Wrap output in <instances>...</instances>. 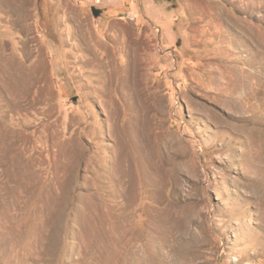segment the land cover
I'll use <instances>...</instances> for the list:
<instances>
[{
    "label": "rangeland",
    "instance_id": "374dc122",
    "mask_svg": "<svg viewBox=\"0 0 264 264\" xmlns=\"http://www.w3.org/2000/svg\"><path fill=\"white\" fill-rule=\"evenodd\" d=\"M13 4L0 264H264V0Z\"/></svg>",
    "mask_w": 264,
    "mask_h": 264
},
{
    "label": "bare ground",
    "instance_id": "6f19581e",
    "mask_svg": "<svg viewBox=\"0 0 264 264\" xmlns=\"http://www.w3.org/2000/svg\"><path fill=\"white\" fill-rule=\"evenodd\" d=\"M9 2L11 3V4H13L14 3V0H9ZM14 5V4H13ZM19 12H20V16L21 17H23V14H25V8H24V6H21L20 8H19ZM22 22V21H21ZM22 23H24V22H22ZM21 24V23H20Z\"/></svg>",
    "mask_w": 264,
    "mask_h": 264
},
{
    "label": "water",
    "instance_id": "95a60500",
    "mask_svg": "<svg viewBox=\"0 0 264 264\" xmlns=\"http://www.w3.org/2000/svg\"><path fill=\"white\" fill-rule=\"evenodd\" d=\"M170 1V0H169ZM95 13L98 14L99 12L95 10Z\"/></svg>",
    "mask_w": 264,
    "mask_h": 264
},
{
    "label": "crops",
    "instance_id": "0c3cea01",
    "mask_svg": "<svg viewBox=\"0 0 264 264\" xmlns=\"http://www.w3.org/2000/svg\"><path fill=\"white\" fill-rule=\"evenodd\" d=\"M7 1V0H6ZM5 3V2H4Z\"/></svg>",
    "mask_w": 264,
    "mask_h": 264
}]
</instances>
